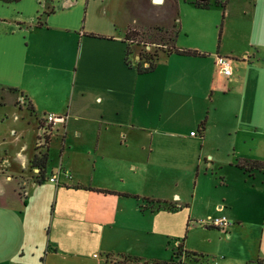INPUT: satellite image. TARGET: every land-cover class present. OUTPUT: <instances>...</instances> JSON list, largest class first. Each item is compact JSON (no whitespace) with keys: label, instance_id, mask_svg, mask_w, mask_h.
<instances>
[{"label":"crops","instance_id":"obj_1","mask_svg":"<svg viewBox=\"0 0 264 264\" xmlns=\"http://www.w3.org/2000/svg\"><path fill=\"white\" fill-rule=\"evenodd\" d=\"M193 1L0 0V264L166 261L148 251L169 236L156 223L167 205L187 207L179 188L194 173L191 200L210 177L211 214L231 221L236 251L183 249L264 264V171L237 166L264 161V0ZM219 6L218 35L209 14L181 18ZM175 23V46L200 54L162 52L145 73L127 63L129 29ZM191 31L201 41H178ZM217 54L232 58L230 76ZM48 113L66 119L46 124V148Z\"/></svg>","mask_w":264,"mask_h":264},{"label":"rangeland","instance_id":"obj_2","mask_svg":"<svg viewBox=\"0 0 264 264\" xmlns=\"http://www.w3.org/2000/svg\"><path fill=\"white\" fill-rule=\"evenodd\" d=\"M195 12H199L200 14H193L188 11H186V15L182 14L181 18L184 20V22L187 23V27L191 26L192 24V26H196L194 22L196 21L195 18L198 15L209 14L212 16V19L210 20L211 25L213 26L214 22V26L217 27V31H215L214 29L211 30L213 34L215 33L218 35L224 15L222 7H214V9H211V11L199 10ZM178 41L180 43H196L201 41V38L199 37L198 33L194 31H191L187 34L185 32H181ZM162 43L163 42L158 45L147 44L149 45L148 48L141 45V43L136 45L134 44L131 47V51L132 54H136L138 52H142L144 49H147L151 52L157 51V53H160L162 50L168 49V46ZM194 176L195 173L193 174V176H188L187 179L182 182L181 188H179L181 189L180 199L186 201L185 203H187V207L183 205L181 208L173 209L167 213H163L162 217L158 219V223H156L157 230L160 229L162 225L166 224L167 230L169 231V236H166L161 240L159 244L156 245L155 248L152 247L148 251L155 254L157 249H161V255H164L166 257L164 258L166 259V261L172 258V252L177 249L178 241H180V243L183 242V244H186L189 249H206L215 253H220L221 251H223L222 249H225V251H227V249L236 251L235 248L230 245L231 242L227 241L223 237L225 235V230L214 226L209 227L208 225H206V223H208V221L213 218V215L211 214L212 205L209 204L210 202H207L208 198L212 195V192L209 189L210 177L201 179V184L204 186V190L199 192L202 194H199L195 201L191 200L190 196L192 195ZM227 246L229 248H227ZM145 254L149 255L148 252H145ZM209 256L213 257V255L210 254ZM115 259L118 260L120 264H139L138 262L131 261L122 256H119ZM212 260H215V257H213Z\"/></svg>","mask_w":264,"mask_h":264},{"label":"trees","instance_id":"obj_3","mask_svg":"<svg viewBox=\"0 0 264 264\" xmlns=\"http://www.w3.org/2000/svg\"><path fill=\"white\" fill-rule=\"evenodd\" d=\"M5 3L9 2H15L18 0H1ZM218 1V0H217ZM193 4L197 7L206 8L208 6L207 0H194ZM179 28L177 27V23L171 25V26H161V25H154L149 26L145 29H129L125 35V41H128L127 48H126V60L127 63L130 64V61L128 60V56L131 55L135 61V69L138 73H145L149 72L154 69L156 65V61L158 59V56L162 52L166 53H177V54H188V55H198L200 54L196 50L192 49H183V48H177L175 46V40L178 36ZM165 44L168 46V49L162 50L160 53H157V51H148L147 49H144L142 52H138L136 54H132L131 47L135 44L141 43L144 47H146L147 44ZM136 57V58H135ZM148 65H145V64ZM6 87L0 84V101L2 97V91ZM7 89L12 90L13 88L7 87ZM28 108L31 109L30 103L27 104ZM32 110V109H31ZM201 126L204 125V120L200 123ZM49 142V138L46 135L45 136V145L47 148ZM48 161V152L47 149L43 151H39V154H36L34 157V163L39 168V172H42V169L45 167L46 163ZM237 166L240 168H243L244 171L250 170V169H260L264 171V161H258V160H250V159H241L237 162ZM41 174V173H40ZM164 207L163 205H160V203L156 204V208ZM167 209L173 210L177 209L175 205H167ZM122 257L129 259L134 262L143 263V264H212L209 258L206 255H203L201 253L188 251L183 249L182 243L177 244V249L172 252V258L168 261H156V262H146L143 261L141 258L137 256H131V255H121ZM114 264H120L118 260H114Z\"/></svg>","mask_w":264,"mask_h":264},{"label":"built area","instance_id":"obj_4","mask_svg":"<svg viewBox=\"0 0 264 264\" xmlns=\"http://www.w3.org/2000/svg\"><path fill=\"white\" fill-rule=\"evenodd\" d=\"M146 47L148 48L149 45H146ZM231 61L232 58L230 56L220 55V54H217L215 56V63L225 76L231 75ZM145 65L148 64L146 63ZM65 119H66L65 115H57L53 113L45 114L43 116V121L45 124L41 126L42 136H40L41 139L39 140V142L44 144L45 136L50 134L51 132V126L56 122H64ZM46 124L51 125L50 128H47L48 126H46ZM191 134H195V131H192ZM36 172L39 173L38 169L36 170ZM61 173L62 170L59 169L57 172L52 173L48 178V180L57 183L58 177ZM64 173H66V171ZM219 208L221 209L222 206H220ZM207 225L214 226L223 230H227L231 225V221L226 216L222 215L212 218L211 220L208 221Z\"/></svg>","mask_w":264,"mask_h":264}]
</instances>
